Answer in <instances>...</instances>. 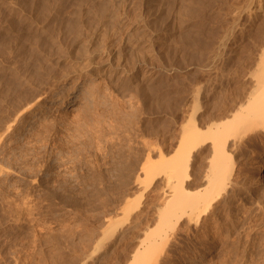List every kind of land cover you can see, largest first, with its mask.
Masks as SVG:
<instances>
[{"label":"rangeland","instance_id":"rangeland-1","mask_svg":"<svg viewBox=\"0 0 264 264\" xmlns=\"http://www.w3.org/2000/svg\"><path fill=\"white\" fill-rule=\"evenodd\" d=\"M92 1L0 0V264H93L92 261L100 257L105 260H101L99 264H116V261L117 264H125L127 261L129 264L131 251L134 248L132 247L134 244L130 242L131 237L136 236L137 233L130 235L127 244H119L121 245L117 247L119 252L117 248L115 249L118 254L113 250L111 256L109 248L119 234L117 232L132 224L134 220L139 221L141 227L148 223L151 228L155 226V219L145 217L156 201L154 198L158 197L159 201L163 199L162 174L156 176L155 173V177L152 173L149 175L153 176L147 174V178H150L145 180L140 165V169L133 171L136 173L132 174V170L130 171L129 184H121V177L119 178L120 174L117 172L124 168L127 161L133 159L132 156L136 159L139 158L136 157L137 155L142 156L141 159L144 161L145 152H148L146 150H149L150 146L147 143L154 144L152 147L156 148L153 149H158V145L173 127V116L170 113L167 116L153 117L146 122L145 115H142L146 108L141 105L142 102L138 101L137 94L131 89L125 88L126 91L123 92V87L109 84L103 78L91 74L80 75L72 71L75 57L71 58L68 54L71 38L70 41L66 36L64 39V35L57 29L63 18H65L63 21H67L71 17L68 9L70 10L71 7L72 10V4L78 6L82 4L80 9L83 11L86 9V4H101L102 1L107 0H94L93 3ZM220 1H213L212 5L209 4L212 7H206L205 12L208 17H213V19L209 18L213 21L209 22L211 25L205 26L206 29L204 28L207 33L203 35L201 39L203 44L200 43V47L209 46V40L213 41L215 36L217 38L219 28L221 33L224 19L222 7L218 5L222 4ZM109 2L104 3H114ZM31 21L33 23H30ZM47 29L53 34L51 32L46 34ZM50 33L52 38L48 36ZM246 40L242 38L237 45L239 54L237 53L235 61L231 59L232 61L225 63L227 66L219 61L211 71L213 75L204 70L208 63L206 62L208 59H205L207 55L200 56L197 51L192 52V50H188L191 51L189 55L178 51L177 53L175 51L174 55L171 54L172 50L167 51L170 56L167 54L165 57L168 59L166 64H174L176 68H180L178 74L175 73L170 77L173 84L175 83L173 89L178 93L177 96L170 97V103L178 107L186 100L195 99V94H198L195 92L198 89H201L200 95L203 89L209 90L212 85H218L215 87H222L228 92L234 85V82L231 83L232 80H228L229 70L234 69L237 62L248 57L253 50L251 40ZM204 63L206 64L202 65ZM229 64L231 69L228 67ZM215 68L218 70L216 71ZM223 71H229V76ZM218 81L220 82L217 83ZM221 83H225L226 87ZM200 86L203 87L198 88ZM121 92L125 96L121 97ZM262 139L249 146L254 150L253 155L249 156V160L241 162L243 166L245 165L244 169L250 168V172L252 171L256 177L252 180L257 183L250 182V187H246L243 193L241 192V201L238 199L236 202L240 211H235V208H232L231 212L227 211L225 223L217 220L218 218L207 216L203 218L206 219L203 220L201 227H196L193 223L188 227L183 226L184 222L179 224L177 227L181 229L182 235L176 237L172 243L170 239L168 241L170 245L168 242L165 245L167 251L161 249L155 255L156 259L158 258L157 264L159 262H162L161 264H264V218H262L264 192L261 195L264 190V138ZM261 161H263L262 169ZM121 163L122 167L119 166ZM157 166L160 169L161 165ZM127 207L130 208L129 211L125 210ZM257 213L259 216L256 215ZM243 215L246 216L245 219ZM239 216L240 220L244 219L245 221H242L247 223L244 224L245 232L250 227L246 234L245 232L236 234L234 231L233 225L239 223L237 220ZM214 220H217V224ZM218 221L221 223L219 224ZM205 226L213 231L206 230ZM246 235L248 237L244 239ZM106 238L108 240L104 241ZM97 241L101 242L100 246V242ZM109 241L112 242L110 245ZM99 249L101 252L97 251ZM162 250L166 255L161 252ZM106 252L109 253L106 254L107 256L104 255ZM159 256L167 257L159 261Z\"/></svg>","mask_w":264,"mask_h":264},{"label":"bare ground","instance_id":"bare-ground-1","mask_svg":"<svg viewBox=\"0 0 264 264\" xmlns=\"http://www.w3.org/2000/svg\"><path fill=\"white\" fill-rule=\"evenodd\" d=\"M107 1L109 2V0ZM112 1L114 2L112 4H105L103 1L102 3L104 4H86V9L83 11L80 9L82 4H79V6L78 4H72V10L71 7L70 10L68 9V11L71 12V17L68 16L70 18H68V20L66 19L67 21H63V19H65L63 18L61 22L59 21V28H56H58L57 30H60V32L64 35V39L65 36L68 37V40L71 38V41L69 40L70 43L68 45V54H70L69 57L71 58L75 57V62L73 60V64L75 65L72 69L73 72L80 75L91 74V76L94 75L100 77L101 79L103 78L109 84L123 87V92H125L127 89H131L137 94L139 98L138 101H140V103L142 102L141 105L143 104V106L146 108V111L144 109V113H142V115H145L146 122L150 121L153 117L167 116L170 113L173 116V127L169 130L168 135L163 140L162 134L160 138L162 143H160V145L156 143L159 146L157 147L158 149H153L155 146L152 147V145L154 144H149L146 142L147 145L150 146L148 148L149 150H146L148 152H145V160L143 161L141 159L143 157L137 155L136 157H139L138 159L134 158L135 156H132L133 159L128 162L127 156L125 157L127 163L125 164L124 168L117 172L120 174V176L119 174L118 176L119 178L121 177V184L130 182L131 180L129 181V179H131V173H136L133 171L138 169L140 165L141 169H139L140 171H144V173L142 171L141 173L145 175L143 176L145 180L150 178H147V174L149 175L150 173L153 175L156 173V176H158V174L160 175L161 173L164 177L162 182L163 186L161 187L163 191V199L161 198L162 200L159 201L158 197L154 196L157 197H153L154 200L156 199V201H154L150 212L148 215L146 214L147 216L145 217L146 219L148 217L155 219V226L151 228L148 223L149 221L147 220L148 224L144 227H141L139 221L137 222L134 220L133 222L131 221L132 224L130 223L129 226L117 232L119 234L116 235L117 237L115 241L113 243L111 242L112 244L109 241V245L111 244L109 253L111 255L113 250L116 252L118 250L117 247L121 246L119 244L126 243L128 240L130 241V235L136 232L137 235L131 237L130 241L134 244L132 245L134 248H132V254H129V264H150L152 263L151 261L155 255L161 249H164V252L165 250L167 251L168 248L165 249V245L170 239V242L172 243L173 240H176V237L182 235L181 229L177 227L179 224L184 222L183 226L188 227L189 224L193 223L196 227H201L203 220L205 221L206 219L203 218L207 216H209V218H218L217 220L224 221L225 223L227 219V217H225L227 211H230L232 208H235V211L237 212L240 211L239 204L236 202L238 199L241 201L240 196L244 189L249 186L250 182L254 181L252 179L255 176L252 174V171L250 172V168L244 169L245 165L243 166L241 162L242 160H247L250 155H253L252 153L254 150H252V148L250 149L249 146L251 144L257 143L256 141L258 139L264 138V0H221L220 2L222 4H218L222 7L221 10L223 11L221 12L224 19V22L219 20L223 23L221 24V33L219 28L218 35L215 32L217 38L216 36L213 39L211 38L213 41L209 40V46L206 45L205 47H200L201 39L203 38V35L205 36L207 33L204 28L205 26L207 27L209 22L213 21H210L211 19H209H213V17H208L207 13L205 12L207 11L206 7L208 8L210 6L209 4H211L213 1L219 0ZM53 22L56 23L55 20ZM30 23L33 22L31 21ZM43 27L44 26H42V28ZM43 29L45 30V28ZM50 30L52 29L50 28ZM55 30L56 29L53 31L55 32ZM46 32H51L53 34V32L49 30L45 31V33ZM42 33L44 34V32ZM51 33L48 35L49 37L51 36ZM242 38L251 40V49L253 50L250 51L251 53L248 55V57L244 58L243 56L242 58L244 59H240V61L238 59L239 63L237 62V65L234 63L236 67L233 66V62H231V65L235 68L229 70L230 78L228 77V80H232L231 83L234 82V85L231 86L228 92L227 89H223L222 87H215L218 85L213 86V80L210 82L212 83V88L209 90H207V88L203 89L200 95L199 91L201 89L197 90L196 88L197 92H194L198 94H195V99L192 98V100H186L182 105H176L178 107H175L174 104L170 103V97H173L174 95L177 96L176 94H178L175 92L176 89H173V85L175 83L173 84L170 77L175 73L178 74L177 72L180 71V68H176L177 66L175 67L173 62H170L173 65L170 63V65L166 64L168 59H165V57L169 52H171V50V54H174L175 51L177 53L178 51V53L185 52V54L189 55L191 51L188 50H192V52L197 51L200 56L207 55L205 59H208V61H206L208 63H204L202 65L206 64L204 70H207V73H211L219 61L224 62V64H227L232 60L235 61V57L238 53L237 45L240 44L239 42ZM59 41H61V39ZM47 44L48 43H46V45ZM201 44H203V42ZM47 48L49 49V47ZM167 51L169 52L167 53ZM231 65L229 64L228 67ZM225 69L226 68L224 67V70ZM228 72L226 73L227 75ZM219 82L220 81L217 83ZM202 87L200 86L198 88ZM229 87L230 86H228V89ZM123 95L125 96V94L122 93L121 97ZM152 128L156 129L155 127ZM123 160L122 162L125 163ZM157 165H161L160 169ZM119 166L122 167V163ZM119 166L117 168H119ZM262 168L263 161H261V169ZM243 170H245V172H243ZM152 174L149 176H153ZM263 192L264 190L262 191L261 195H263ZM128 208L129 207H127L125 210L129 211L130 208ZM258 213L256 215L259 216ZM245 217L246 216L243 218L245 219ZM262 218H264V216H262ZM240 219L241 217L239 216L237 218L239 223L233 225L236 234L245 232L244 228L246 227L245 225H247V223H244V219H242L244 221ZM217 220H214L216 224ZM228 221L229 220H227V222ZM224 225L227 226V224ZM205 227L204 228L206 230L210 228L209 227L207 229V226ZM138 228L140 230H138ZM217 228L219 229V227ZM249 228L248 231L250 230ZM116 229L117 228L115 227V230ZM205 229L204 231H206ZM110 232L112 234V231ZM247 232H245V234ZM109 234L107 235L109 236ZM248 234H250V232ZM233 235L235 234L233 233ZM102 237L105 239L104 236ZM246 237L248 236H244V239H246ZM240 238L242 239V237ZM252 238L253 237H251V239ZM107 240L108 239L106 238L104 241ZM104 241H102V243ZM170 242H168L169 245ZM100 245L101 242L99 243V246ZM116 248L117 250H115ZM121 250L122 249L120 248V251ZM97 251L99 252L100 249ZM161 252H163V250ZM106 254L107 252L104 255ZM159 255L161 256L162 254ZM164 255H166V253ZM160 256L159 261H162L165 256H162L163 258ZM100 258H93V264H99L103 257ZM154 259L155 260L153 263H156V261L158 262V258L156 259L155 257ZM122 260L123 262L126 261H124V258ZM117 263L118 261H116V264ZM127 263L128 261L125 264Z\"/></svg>","mask_w":264,"mask_h":264}]
</instances>
